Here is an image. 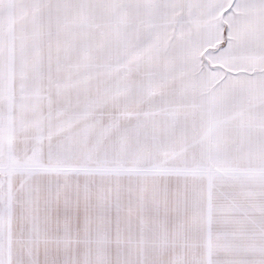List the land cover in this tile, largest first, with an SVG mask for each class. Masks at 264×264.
I'll use <instances>...</instances> for the list:
<instances>
[{
    "label": "snow or ice",
    "instance_id": "1",
    "mask_svg": "<svg viewBox=\"0 0 264 264\" xmlns=\"http://www.w3.org/2000/svg\"><path fill=\"white\" fill-rule=\"evenodd\" d=\"M0 264H264V0H0Z\"/></svg>",
    "mask_w": 264,
    "mask_h": 264
}]
</instances>
